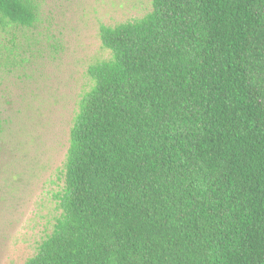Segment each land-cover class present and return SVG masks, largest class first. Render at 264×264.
Here are the masks:
<instances>
[{"label": "trees", "instance_id": "trees-1", "mask_svg": "<svg viewBox=\"0 0 264 264\" xmlns=\"http://www.w3.org/2000/svg\"><path fill=\"white\" fill-rule=\"evenodd\" d=\"M38 14L0 0L3 28ZM100 38L24 264H264V0H153Z\"/></svg>", "mask_w": 264, "mask_h": 264}, {"label": "rangeland", "instance_id": "rangeland-1", "mask_svg": "<svg viewBox=\"0 0 264 264\" xmlns=\"http://www.w3.org/2000/svg\"><path fill=\"white\" fill-rule=\"evenodd\" d=\"M31 27L0 24V264H24L52 231L55 194L88 69L109 58L101 25L144 16L153 0H37Z\"/></svg>", "mask_w": 264, "mask_h": 264}]
</instances>
